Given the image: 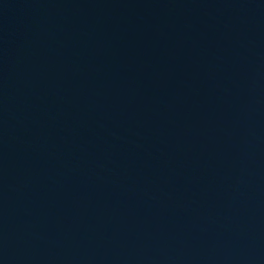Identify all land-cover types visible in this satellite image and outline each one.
Listing matches in <instances>:
<instances>
[{"label":"water","instance_id":"obj_1","mask_svg":"<svg viewBox=\"0 0 264 264\" xmlns=\"http://www.w3.org/2000/svg\"><path fill=\"white\" fill-rule=\"evenodd\" d=\"M0 264H264V0H0Z\"/></svg>","mask_w":264,"mask_h":264}]
</instances>
